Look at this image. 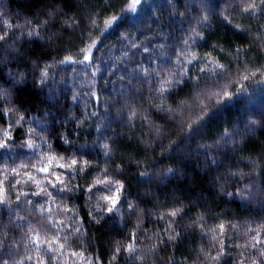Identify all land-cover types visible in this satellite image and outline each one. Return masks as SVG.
<instances>
[{
  "label": "trees",
  "instance_id": "16d2710c",
  "mask_svg": "<svg viewBox=\"0 0 264 264\" xmlns=\"http://www.w3.org/2000/svg\"><path fill=\"white\" fill-rule=\"evenodd\" d=\"M129 1L0 0V264H264V0Z\"/></svg>",
  "mask_w": 264,
  "mask_h": 264
},
{
  "label": "snow or ice",
  "instance_id": "6c2138e0",
  "mask_svg": "<svg viewBox=\"0 0 264 264\" xmlns=\"http://www.w3.org/2000/svg\"><path fill=\"white\" fill-rule=\"evenodd\" d=\"M139 2H140V0H133V3H132V5H130V7H133L134 8L135 7V4H137ZM251 7H254V5H249V8H251ZM248 10H249L248 8L245 9V11H248ZM114 20H116V17L115 16H113L109 20H106L104 22L105 28L109 27ZM93 24H95V21H93ZM94 44H95V41H93V45ZM93 45H89L86 49H82L81 50V52L84 54V59H83V61H81V63L86 62V61H88V60L91 59L92 46ZM198 59H200V58L197 57V56H192L191 57V60H189L188 63H191L193 60H198ZM72 60H73V57L72 56H67V57H65L64 61H61V63L71 62ZM216 68L222 69L223 68V65H216ZM206 69H207V65L205 66V68L200 69V71L201 72H204V71H206ZM213 71H215V69H213ZM181 75H187V73L184 72V73H181ZM41 78H42V81H43L44 79H46V75L44 73H42L41 74ZM244 79H247V77H244ZM167 84H168V82L165 81L164 85L161 86V88H160L161 94H163L167 90V88H166V85ZM5 94L6 93L0 92V96H3ZM224 96L225 97L229 96V93L225 92L224 93ZM133 115H136V114L133 113ZM5 134H7V133L5 132ZM4 146H5L4 144H0V147H4ZM28 146L30 148L35 147V145L31 141L28 142ZM105 147H107V146H105ZM61 159H63V158H61ZM55 160H56L55 157L47 156V155H42L38 159V163L40 164V166L37 167L36 165H33L32 167L35 168V170L37 172L43 173L46 176L47 175L54 176L56 182L59 183V182H62L60 175H56V173L54 171H50L52 169L53 165L55 164ZM55 166L56 167H59L61 169H68V170H71L74 167H76V168H78L79 171H85L87 169V167H88L87 162H85L84 168H79L78 167V161L76 159H72L71 162H70V164L59 163V164H55ZM21 167H24V165H22ZM16 171H17L16 169H13V172H16ZM169 171H172V170L169 169ZM28 175H29V179L30 180L31 179H34V177H32L30 173ZM142 175H144V174L142 173ZM48 182L49 183H52V181H48ZM36 183H37V185H40L41 184V181L40 180H36ZM97 183H105V181H97ZM108 183H110V182H108ZM52 186L55 188L56 187V184L55 183H52ZM121 189H122V186L116 188L117 195L105 196L104 197L105 200H110L111 201L112 207L107 209L109 212H112L114 210V208H115V206L117 204L118 194L121 192ZM89 191H91V188L89 189ZM33 195H40V193H33ZM2 202L3 201L0 200V203H2ZM179 211L180 210L177 209V210H174L173 212H171L170 214L173 215V216H175V215H177V213ZM219 227H220L221 230H223V227L224 226L223 225H220Z\"/></svg>",
  "mask_w": 264,
  "mask_h": 264
},
{
  "label": "rangeland",
  "instance_id": "374dc122",
  "mask_svg": "<svg viewBox=\"0 0 264 264\" xmlns=\"http://www.w3.org/2000/svg\"><path fill=\"white\" fill-rule=\"evenodd\" d=\"M132 3H133V0H130L129 3L127 4V6H126V10H129V9L133 8V7H130V5H132Z\"/></svg>",
  "mask_w": 264,
  "mask_h": 264
}]
</instances>
